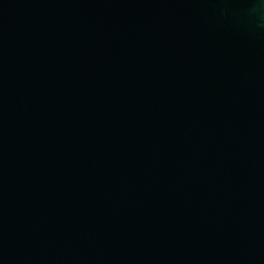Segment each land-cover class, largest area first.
I'll return each mask as SVG.
<instances>
[{
	"label": "water",
	"instance_id": "water-1",
	"mask_svg": "<svg viewBox=\"0 0 264 264\" xmlns=\"http://www.w3.org/2000/svg\"><path fill=\"white\" fill-rule=\"evenodd\" d=\"M260 0H0V264H264Z\"/></svg>",
	"mask_w": 264,
	"mask_h": 264
},
{
	"label": "clouds",
	"instance_id": "clouds-1",
	"mask_svg": "<svg viewBox=\"0 0 264 264\" xmlns=\"http://www.w3.org/2000/svg\"><path fill=\"white\" fill-rule=\"evenodd\" d=\"M257 9H264V0H260L259 4L255 6Z\"/></svg>",
	"mask_w": 264,
	"mask_h": 264
}]
</instances>
